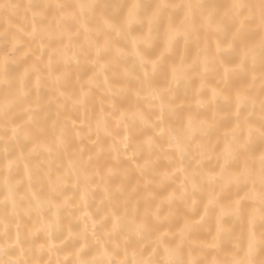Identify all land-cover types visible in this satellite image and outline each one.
Returning <instances> with one entry per match:
<instances>
[{
    "label": "clouds",
    "instance_id": "1",
    "mask_svg": "<svg viewBox=\"0 0 264 264\" xmlns=\"http://www.w3.org/2000/svg\"><path fill=\"white\" fill-rule=\"evenodd\" d=\"M0 264H264V0H0Z\"/></svg>",
    "mask_w": 264,
    "mask_h": 264
}]
</instances>
